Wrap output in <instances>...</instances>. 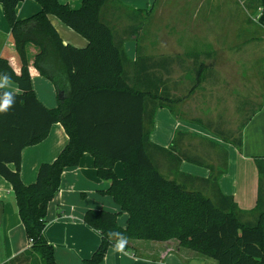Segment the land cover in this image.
I'll list each match as a JSON object with an SVG mask.
<instances>
[{
	"label": "trees",
	"instance_id": "16d2710c",
	"mask_svg": "<svg viewBox=\"0 0 264 264\" xmlns=\"http://www.w3.org/2000/svg\"><path fill=\"white\" fill-rule=\"evenodd\" d=\"M20 1L0 0L21 62L16 72L0 56V76H7L21 90L16 93L0 87V103L8 98L6 93L12 98L11 106L0 111V175L12 186L29 247L2 264H57L54 246L44 236L47 207L59 191L63 170L77 166L85 152L93 155L98 176L110 183L101 192L111 196L120 209L85 211L84 222L99 231L101 241L84 264L101 263L118 239L109 233H121L128 251H135L131 240H175L217 264H264V155L253 156L259 175L257 201L244 209L221 190L214 165L191 156L189 147L182 146L184 131L176 130L168 146L150 139L157 109L174 113L177 99L158 73L160 69L168 73L172 58L141 55L138 47L131 63L124 37L140 27L119 28L117 35L114 31L113 21L121 13L137 20L139 10L119 0H82L77 9L60 0H37L39 11L19 18ZM110 5L112 12L106 13ZM50 14L84 36L88 45L79 48L64 43ZM28 44L37 48L32 62L35 71L55 86L56 107L43 105L33 89ZM203 68L202 63L197 73ZM258 108L249 113L237 133L220 128L221 122L207 124L241 150L242 130ZM58 122L68 142L53 161L39 165L34 182H23V148L42 141ZM226 159L225 155V163ZM184 160L205 165L211 172L207 177L184 172L180 169ZM117 161L123 163V177L114 170ZM163 163L167 175L160 171ZM121 212L128 215L125 226L118 223Z\"/></svg>",
	"mask_w": 264,
	"mask_h": 264
},
{
	"label": "rangeland",
	"instance_id": "374dc122",
	"mask_svg": "<svg viewBox=\"0 0 264 264\" xmlns=\"http://www.w3.org/2000/svg\"><path fill=\"white\" fill-rule=\"evenodd\" d=\"M255 5L256 0H156L150 9L139 10L142 19L121 13L113 21L116 35L119 28L140 27L127 36L136 42L139 54L172 58L168 73L163 69L158 73L177 99L174 113L169 112L173 122L180 120L186 129L182 146L189 147L191 156L213 164L215 175L229 186L236 179L239 151L207 123L221 122L220 128L237 133L249 113L264 105V28L255 20L259 9ZM202 63L204 68L197 73ZM183 163L182 169L195 175L204 177L206 170L207 177L211 172L186 160L180 168ZM161 168L167 175L164 163ZM243 175L251 177V168ZM188 251L194 257L187 264H217Z\"/></svg>",
	"mask_w": 264,
	"mask_h": 264
},
{
	"label": "crops",
	"instance_id": "0c3cea01",
	"mask_svg": "<svg viewBox=\"0 0 264 264\" xmlns=\"http://www.w3.org/2000/svg\"><path fill=\"white\" fill-rule=\"evenodd\" d=\"M60 1L67 3L73 9L79 8L82 3V0ZM119 1L135 10L143 11L150 9L156 0ZM256 4L259 9L255 20L264 28V0H256ZM113 7V5L108 6L106 13L112 12ZM39 9L40 6L37 0H21L16 7V12L19 18H24L37 13ZM49 18L64 43L79 48L88 45V40L84 36L71 29L57 16L50 14ZM112 18H114V15ZM124 38L123 47L129 60L133 63L137 58V44L132 38ZM36 51L35 46L27 45L31 83L42 104L48 108H53L58 103L57 92L51 80L35 71L32 62ZM0 56L6 57L15 71L19 72L21 68L20 58L15 50L11 28L1 3ZM2 88L11 92H21L17 83L8 79ZM99 103L96 101L98 106ZM169 111L164 107L157 109L154 117V128L150 134V139L153 142L163 146L168 145L169 142L171 143L175 130H186L181 128L182 122L180 120L177 119L176 122H173V117ZM242 139L243 145L242 149L238 150V160L235 167L236 179L234 185L229 186L227 181L223 179L219 180V185L225 194L234 197L241 208L250 209L256 205L259 183V175L253 156L264 154V105L243 128ZM68 140V134L63 125L58 122L52 125L49 134L42 141L24 147L20 164V174L23 182H34L39 165L42 162L53 161ZM184 164L181 165L180 169L187 172L182 169ZM9 166L15 168L14 163H9ZM246 168H251L253 172L251 177H244L243 172ZM114 170L119 177L125 175L121 161L115 163ZM202 174L206 177L207 171L204 170ZM109 184V181L98 176L94 165V157L89 152L83 154L77 166L66 167L63 170L59 191L47 207V225L44 229L46 240L54 246L57 264H84V260L89 258L98 247L101 235L98 230L84 222L83 216L88 209L119 211L120 207L113 198L101 192L106 190ZM127 216L126 212L120 213L118 217L120 226L126 225ZM130 244L133 245L135 251H128L124 248L117 251L115 245L111 246L100 264H187L189 257H194V254H189L188 250L190 249L187 250L179 246L175 240L136 239L131 240ZM27 247H29V239L19 216L14 191L11 184L0 175V264L8 261Z\"/></svg>",
	"mask_w": 264,
	"mask_h": 264
},
{
	"label": "clouds",
	"instance_id": "9594fccd",
	"mask_svg": "<svg viewBox=\"0 0 264 264\" xmlns=\"http://www.w3.org/2000/svg\"><path fill=\"white\" fill-rule=\"evenodd\" d=\"M7 79H8L7 76H0V87L3 86V84L7 81ZM5 96L8 98H5L3 102L0 103V111H6L8 107H10L12 104L11 94L6 93ZM108 235L109 237H112V236L118 237L115 243V248L117 251L122 250L126 243V239L122 236V234L121 233H109Z\"/></svg>",
	"mask_w": 264,
	"mask_h": 264
}]
</instances>
